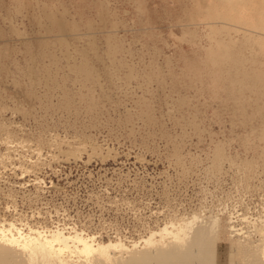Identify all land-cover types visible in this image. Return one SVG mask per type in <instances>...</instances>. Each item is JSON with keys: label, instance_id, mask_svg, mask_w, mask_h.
I'll list each match as a JSON object with an SVG mask.
<instances>
[{"label": "rangeland", "instance_id": "374dc122", "mask_svg": "<svg viewBox=\"0 0 264 264\" xmlns=\"http://www.w3.org/2000/svg\"><path fill=\"white\" fill-rule=\"evenodd\" d=\"M194 215L204 264L263 251L264 0H0V221Z\"/></svg>", "mask_w": 264, "mask_h": 264}, {"label": "bare ground", "instance_id": "6f19581e", "mask_svg": "<svg viewBox=\"0 0 264 264\" xmlns=\"http://www.w3.org/2000/svg\"><path fill=\"white\" fill-rule=\"evenodd\" d=\"M197 219L194 215L188 221L171 222L129 244L117 239L99 241L67 227L43 229L2 219L0 264H204L200 245L207 229L196 226ZM261 251H256L253 264H264Z\"/></svg>", "mask_w": 264, "mask_h": 264}, {"label": "crops", "instance_id": "0c3cea01", "mask_svg": "<svg viewBox=\"0 0 264 264\" xmlns=\"http://www.w3.org/2000/svg\"><path fill=\"white\" fill-rule=\"evenodd\" d=\"M219 264H224L222 258H221V260H219ZM227 264H228V261H227Z\"/></svg>", "mask_w": 264, "mask_h": 264}]
</instances>
